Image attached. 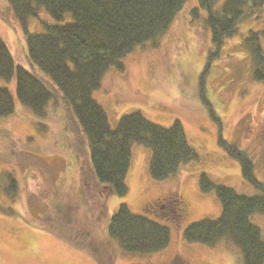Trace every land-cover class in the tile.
Instances as JSON below:
<instances>
[{
    "label": "rangeland",
    "instance_id": "obj_1",
    "mask_svg": "<svg viewBox=\"0 0 264 264\" xmlns=\"http://www.w3.org/2000/svg\"><path fill=\"white\" fill-rule=\"evenodd\" d=\"M6 5L0 0V38L12 58L27 67L26 35ZM206 15L198 0H186L165 32L125 56L119 62L123 70L110 69L92 94L112 128L122 116L133 113L162 127L178 122L196 156L173 176L157 182L149 176L150 148L131 146L127 193L108 198L106 220L119 204L140 215L145 205L152 206L147 209L151 213L161 208L162 219L168 220L159 223L169 230L170 241L161 253L149 256L126 255L110 244L115 264H244L232 243L219 241L214 248L204 247L186 242L183 233L190 224L220 217L216 189L202 192V176L209 182L205 184L224 186L240 196L260 195L244 179L241 163L229 149L247 155L252 180L264 185V82L252 77L253 61L243 47L249 31L264 30V6L237 25V34L219 47L211 40ZM40 18L25 25L30 34L42 32V24H47L46 16ZM1 84L10 88L7 82ZM14 88L13 84V96ZM20 107L17 104L16 114L0 119V264H99L88 252L90 241L102 264H107L104 245H98L100 233L93 230L91 236L83 208L73 199L76 189H82V173L86 186L94 183L86 182L88 173L95 178L84 134L80 131L85 140L81 149L61 118L62 110L57 115L50 112L37 127ZM61 218L68 222H58ZM250 223L264 242V213H254ZM58 225L53 235L51 228ZM79 237L87 250L70 242ZM103 237L109 240L107 230Z\"/></svg>",
    "mask_w": 264,
    "mask_h": 264
},
{
    "label": "trees",
    "instance_id": "obj_2",
    "mask_svg": "<svg viewBox=\"0 0 264 264\" xmlns=\"http://www.w3.org/2000/svg\"><path fill=\"white\" fill-rule=\"evenodd\" d=\"M3 1L26 35L24 57L30 68L17 64L0 38V119L16 114L15 108L19 104L39 127L48 119L50 112L57 115L62 110L64 115L61 118L66 128L78 138L79 148L85 149L80 131L86 138L88 158L95 177L88 173L86 182L94 183L90 187L84 185L82 173V189H76L78 195L73 199L83 208L82 214L91 227V236L93 230L100 233L98 245H104L105 263L116 262L110 244L126 255L160 253L170 240L169 230L159 223L168 220L162 219L163 210L156 207L150 215L147 210L150 208H146L140 215L125 204H119L107 222L108 198H120L127 193L125 177L133 144L150 148L149 176L157 182L165 181L181 165L194 160L195 153L185 143L183 129L178 122L162 127L145 120L141 114L133 113L122 116L112 128L92 94L99 90V84L110 69L123 70L119 62L125 56L159 38L186 0ZM198 2L207 13L206 25L212 42L218 47L223 40L237 34V25L264 6V0ZM192 13L197 16L196 10ZM41 15L48 18L47 24H42V32L30 34L26 28L30 19ZM51 21L54 23L50 24ZM243 47L253 61L252 77L257 82H264V30L249 31ZM1 81L9 83L10 88L2 85ZM13 84L15 96L12 94ZM229 153L241 163L244 179L251 182L260 195L240 196L224 186L205 184L209 182L202 176L200 189L202 192L216 189L221 215L215 220L204 219L188 225L183 238L188 243L209 248L219 241L232 243L240 251L244 264H264L263 239L259 229L250 223L254 213H264V185L252 180V165L243 152L233 148ZM79 155L86 161L85 153L80 151ZM69 209L65 207L70 215ZM67 220L61 218L58 222ZM58 228L59 225L51 228V233L56 234ZM105 230L109 240L114 242L104 239ZM80 238L70 242L78 249L87 250ZM90 243L88 252L102 264V257L93 251V242Z\"/></svg>",
    "mask_w": 264,
    "mask_h": 264
}]
</instances>
